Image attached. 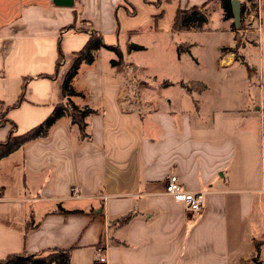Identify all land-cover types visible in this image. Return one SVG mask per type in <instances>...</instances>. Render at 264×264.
<instances>
[{
    "label": "crops",
    "instance_id": "crops-1",
    "mask_svg": "<svg viewBox=\"0 0 264 264\" xmlns=\"http://www.w3.org/2000/svg\"><path fill=\"white\" fill-rule=\"evenodd\" d=\"M207 2L209 23L218 10L224 25L173 28L180 7ZM240 2L250 28L234 53V18H224L219 0H0V110L34 77L23 102L5 112L0 142L13 123L22 134L68 101L64 79L91 30L123 52L113 65L118 55L102 47L73 79L82 94L70 99L98 111L86 119L89 139L63 116L47 136L0 160V260L62 249L72 264H263L264 5ZM224 33L231 42L210 51L201 44ZM107 36L129 39L122 47ZM152 46L168 69L129 61ZM131 79L140 84L135 100ZM172 173L186 190L205 193L198 214L166 193Z\"/></svg>",
    "mask_w": 264,
    "mask_h": 264
},
{
    "label": "trees",
    "instance_id": "trees-1",
    "mask_svg": "<svg viewBox=\"0 0 264 264\" xmlns=\"http://www.w3.org/2000/svg\"><path fill=\"white\" fill-rule=\"evenodd\" d=\"M217 1V0H211ZM222 5L223 14L225 19H233L234 14L232 13V0H219ZM253 2L254 0H248ZM210 2V1H209ZM209 2L201 5V6H194L188 9L179 8L176 13L175 21H174V29L181 31V30H188V29H202L206 24L209 23V14H208V5ZM241 19L239 26L244 23L243 19V9L241 8ZM232 28L236 31V46L231 49L234 53H236L237 49L240 48L242 45L239 42V38H237V33H239L240 28L239 26L235 25L233 22L231 24ZM240 26V27H241ZM75 28L74 25H70L65 27L63 30H70ZM91 36L85 46L74 53L75 59L73 62L72 67L68 71L65 76L64 83H63V91L64 95L69 97L68 101L61 102L55 106L53 112L39 125L31 128L30 130L22 133L16 134V125L13 123V127L11 128V132L7 140L0 142V160L11 153L17 151L21 148L25 143L34 140L36 138L47 136L49 134L50 128L63 116H69L71 123L77 125L79 127L81 137L83 139H89L90 136L87 133V117L96 114L98 111L92 107L78 106L73 100L70 99L71 96L74 95H81L82 93L77 91L72 82L74 77L77 75L79 67L82 62H87L92 64L96 59V52L101 49L102 47L109 48L114 50L118 55V59H113L112 64L117 65L123 62V52L118 46H111L107 45L104 42L103 35L96 30L90 31ZM143 47L137 44H130L128 46L129 51L132 50H139ZM182 50V45L179 46V51ZM237 58V54H235ZM64 60V53L61 51L59 54V58L57 61V67L59 68ZM39 77H54L53 75L49 74H41ZM34 77H28L24 79L23 83V91L19 96L18 100L11 106H8L5 110L8 111L11 108L18 106L21 102H23L25 98V90L26 85L30 79ZM3 119H0V126L8 122L4 116L5 112L2 111ZM130 218V216H125L122 220L126 221ZM260 250L256 248V254L252 257V260L257 261L259 258ZM0 264H72L71 263V251L70 250H62V249H55L51 250L46 253H38V254H30L27 252L22 253H13L10 254L7 258L1 259Z\"/></svg>",
    "mask_w": 264,
    "mask_h": 264
},
{
    "label": "rangeland",
    "instance_id": "rangeland-1",
    "mask_svg": "<svg viewBox=\"0 0 264 264\" xmlns=\"http://www.w3.org/2000/svg\"><path fill=\"white\" fill-rule=\"evenodd\" d=\"M262 3L264 5V0H262ZM210 7L211 8H217V2H212ZM210 14H212V15H211V20H210L209 25H211L213 27H220V26L224 25L225 22L222 20L221 14L219 13L218 10L212 11ZM230 22L232 23L233 19H230ZM237 26H239V25H237ZM240 26L238 27V28H240V31H239V33H237V36H238L237 38H239V42L243 45L245 39L247 40V37L245 36L246 30L248 28H250V26L245 22V19H244V23L242 24V26L241 27ZM250 37L252 39L253 34ZM106 38H107L108 42L112 41L115 44H118V42H120L122 47L126 46V42L129 39V37H127V36H123V37L120 36V38H118L117 36H114L112 38L107 36ZM179 38H181V36ZM131 40H133L135 42L152 44L151 40H148L143 35H135L132 37ZM200 40H201V44H205V48L208 51H210V49L212 50L213 46L216 45L218 42L223 44L225 42H228V41L231 42L232 41L231 36L228 33H224V35L219 34V35L203 36L200 38ZM156 56H157L156 47L152 46L150 48V50H147V52L136 51L132 57H129V61L144 62L146 60L147 63L149 62V66H151L153 69L155 68V66L162 68V66L166 65V61H164V59H161L159 56H157V62H155ZM239 57L242 58L241 54L239 55ZM103 61H105V57H104ZM165 68L168 69V65H166ZM167 73H169V72H167ZM171 73H169L168 75H170ZM177 74L178 73L171 75V77H174V76L176 77ZM139 85H140L139 82L134 81L132 79L129 82H127L130 100H135L139 96V92H138L139 91V88H138ZM1 109H4V106ZM2 111H4V110H0V114H3ZM0 119H3V116H1Z\"/></svg>",
    "mask_w": 264,
    "mask_h": 264
},
{
    "label": "built area",
    "instance_id": "built-area-1",
    "mask_svg": "<svg viewBox=\"0 0 264 264\" xmlns=\"http://www.w3.org/2000/svg\"><path fill=\"white\" fill-rule=\"evenodd\" d=\"M262 0H254L252 3H255L259 8ZM262 124L264 126V116L262 118ZM166 193L171 195L175 200L182 202L187 211L191 213L198 214L203 208V202L205 198L204 192H193L186 190L181 182V179L177 173H172L167 178L166 183ZM107 255L103 247H99L97 250V260L106 261ZM264 264V259H263Z\"/></svg>",
    "mask_w": 264,
    "mask_h": 264
},
{
    "label": "water",
    "instance_id": "water-1",
    "mask_svg": "<svg viewBox=\"0 0 264 264\" xmlns=\"http://www.w3.org/2000/svg\"><path fill=\"white\" fill-rule=\"evenodd\" d=\"M240 4H241L240 0H232V13L234 14L235 25H239L241 19Z\"/></svg>",
    "mask_w": 264,
    "mask_h": 264
}]
</instances>
